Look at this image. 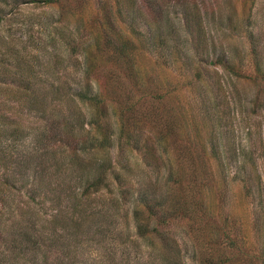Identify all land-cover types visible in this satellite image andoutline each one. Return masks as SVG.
Wrapping results in <instances>:
<instances>
[{"label": "rangeland", "instance_id": "374dc122", "mask_svg": "<svg viewBox=\"0 0 264 264\" xmlns=\"http://www.w3.org/2000/svg\"><path fill=\"white\" fill-rule=\"evenodd\" d=\"M158 25L176 49L161 44L170 35ZM104 83L161 94L181 124L221 132L235 153L227 188L209 162L214 180L197 222L185 215L153 227L168 236L162 259L153 254L159 237L152 251L136 236L132 210L148 180L160 189L164 169L136 153L121 159L130 171L117 165L131 188L120 209L105 189L85 205L90 217L105 212L90 225L48 224L52 198L69 205L79 184L65 168V129L74 104L88 108L69 89ZM239 163L252 195L234 177ZM0 264H264V0H0Z\"/></svg>", "mask_w": 264, "mask_h": 264}, {"label": "trees", "instance_id": "16d2710c", "mask_svg": "<svg viewBox=\"0 0 264 264\" xmlns=\"http://www.w3.org/2000/svg\"><path fill=\"white\" fill-rule=\"evenodd\" d=\"M37 1L55 3L57 0ZM183 25L187 26L186 23ZM156 28L159 36L167 32L171 34L165 26L158 25ZM171 36L162 37L165 41L162 40L161 44L176 49V39H172ZM167 38L170 39L169 42L166 41ZM108 43L109 41H106V45ZM124 45L125 43L121 42L116 44V47L121 48V52L124 53L122 50ZM176 55H179L178 59L183 57L180 54ZM111 76L114 75H108L106 80ZM69 90L70 97L89 110L82 111L77 103L74 104V113L68 118L65 129L67 137L69 136L65 147L67 156L65 168L69 169L67 173L69 177L72 176V180L79 177V184L77 190L75 187L70 188L69 201L72 200L69 205H61L62 198H52L53 212L48 224L55 231H64L69 225L73 228L90 225V218L96 217L97 214L104 215L105 212L104 209H99L98 213L90 217L89 213H86L85 205L93 193L105 189L109 194L114 193L117 196L112 202L115 208L120 209L131 188L124 186L117 165L130 171L129 163L123 164L121 159L136 153L137 157L134 156L144 165L164 169L160 189L151 190L155 182L148 180L150 186L145 185L138 189L139 200L132 210L136 236L142 238L144 244L152 251L154 248L152 243L155 246L154 237H159L161 245L155 248L153 254L162 259L168 236L159 234L160 232L154 228L165 227L173 221H179L185 215L189 222H197L198 219L195 218L199 210L197 202H200L201 206L203 204L208 206L205 200L210 195L209 185L214 180L209 162L213 161L220 168L222 177L217 182L223 189L227 188L228 183L235 180L228 178L231 165L227 164L228 157L234 158L235 153L232 151L233 154H229V148L220 142L223 138L221 132L216 135L208 130V133L200 135L193 125H187L186 122L191 118L181 124L177 119V113H172L171 107L165 110L159 103L162 95L151 94L150 89L147 91L144 89V96L139 97L133 95L132 88L113 87L105 83L94 91L80 87ZM146 98L156 102L145 103ZM119 100L120 102L124 100V104ZM192 121L194 122L193 118ZM169 138L170 141L167 140ZM114 150L116 156L113 158L111 151ZM236 161L233 159V162ZM235 166L234 177L239 175L240 186L246 194L252 195L254 188L250 183L251 178L238 173L245 169L244 164L239 163ZM254 183L259 188L260 175H257ZM80 185H83L82 190L79 188ZM111 186L114 187V192ZM150 224L152 227H149Z\"/></svg>", "mask_w": 264, "mask_h": 264}]
</instances>
